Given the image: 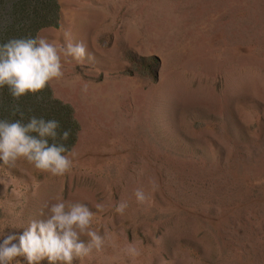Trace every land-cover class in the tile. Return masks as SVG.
<instances>
[{"label":"rangeland","instance_id":"obj_1","mask_svg":"<svg viewBox=\"0 0 264 264\" xmlns=\"http://www.w3.org/2000/svg\"><path fill=\"white\" fill-rule=\"evenodd\" d=\"M58 5V29L36 38L60 47L71 33L95 57L62 54L64 79L49 86L78 124L73 169L54 177L0 161V245L9 235L18 245L62 197L89 207L108 238L74 264H264V0ZM131 57H156L155 76ZM128 244L141 255L126 256Z\"/></svg>","mask_w":264,"mask_h":264},{"label":"clouds","instance_id":"obj_2","mask_svg":"<svg viewBox=\"0 0 264 264\" xmlns=\"http://www.w3.org/2000/svg\"><path fill=\"white\" fill-rule=\"evenodd\" d=\"M62 54L78 64L95 59L83 42H74L71 33H65L64 44L60 47L43 36L12 40L0 46V87L8 85L12 95L19 98L60 83L65 76ZM57 128L55 121L35 118L26 126L19 122H0V161L8 168H15L18 162L24 161L39 172L54 177L71 173L74 162L69 155L74 153L63 145L54 143L49 146L46 139L55 140ZM32 133L38 134L39 138ZM67 138L68 133L65 132L63 139ZM155 187L153 184V190ZM134 195L138 205L148 202L142 188H137ZM128 207V202L122 200L116 204L115 211L124 215ZM95 208L102 212L105 205L97 203ZM94 216L95 213L84 203L68 202L58 197L51 204L46 220L32 221L19 236L18 245L13 243L17 239L14 235L4 239L0 245V264H20L17 257H24L27 264H39L45 258L50 264H74L93 253H102L108 238L93 227ZM123 252L130 258L141 255L135 244H128Z\"/></svg>","mask_w":264,"mask_h":264},{"label":"trees","instance_id":"obj_3","mask_svg":"<svg viewBox=\"0 0 264 264\" xmlns=\"http://www.w3.org/2000/svg\"><path fill=\"white\" fill-rule=\"evenodd\" d=\"M58 0H0V46L12 40L36 39L38 32L45 28L58 29ZM128 64L134 71L153 74L158 67V59L131 57ZM55 121L58 124L56 139L46 138L49 146L63 145L67 151L73 147L79 130L72 116L71 107L53 97L50 87L16 98L8 85L0 87V122L30 123L31 119ZM67 132V140L63 134ZM31 135L38 137V134ZM67 154V153H66Z\"/></svg>","mask_w":264,"mask_h":264}]
</instances>
